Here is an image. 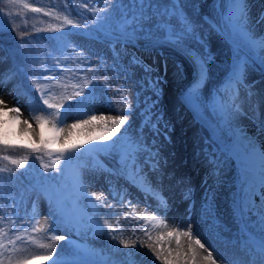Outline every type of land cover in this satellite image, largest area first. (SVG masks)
Returning a JSON list of instances; mask_svg holds the SVG:
<instances>
[{
	"label": "rangeland",
	"instance_id": "obj_1",
	"mask_svg": "<svg viewBox=\"0 0 264 264\" xmlns=\"http://www.w3.org/2000/svg\"><path fill=\"white\" fill-rule=\"evenodd\" d=\"M246 2V24L237 28L234 21L229 20L231 0H153L161 8H179L182 17L192 22L195 39L185 38L176 44L169 39L168 32L180 29L182 17L177 14L157 18L148 12L144 19L136 21L132 14L138 6L133 0H120V6H117V0H14L13 3L0 0V14L7 21L2 31L31 29L38 34L36 39L44 43L45 33L56 37L69 30L73 33L62 38L61 54L55 58L58 62L54 67L46 66L44 74L48 81L40 89L50 103L64 107L48 109L27 92L15 88L17 77L10 75L9 58L0 49V101H3L0 109L19 108V112L10 111L12 128L16 133L26 132L34 138L41 133L35 117L48 116L54 126L55 138L59 140L54 143L57 149L67 139L73 143L88 141L76 152L65 153L64 158L57 161L59 172L50 169L47 173L40 160L34 164H23L19 158L0 160V209L3 210L0 243L5 245V264L9 257L27 258L28 264H39L44 260L33 257L49 254L50 259L46 261L52 263L48 264L57 260L58 264H89L97 260L96 253L81 247L74 239L104 242L108 233L95 230L94 215L105 211L115 200L113 191L121 182L120 175L129 173L135 180L142 178L143 184H147L161 179L163 174L172 173L184 159L168 152L173 141L187 143L193 142L192 138H199L196 145L210 158H220V154L237 157L238 150L233 143L237 141L235 131L228 130V126L220 122L225 114L212 111L208 100L215 92L218 78L219 83L224 78L225 81L233 80L229 75L236 72L238 58L242 63L240 72L241 79L246 82L245 88H248V80L255 79L254 68L259 65L245 49L243 39L251 37L249 44L253 47V42L256 43L255 50L261 57L258 42L264 38V0ZM186 55L206 61L205 77H200L199 72L193 76ZM134 58L139 63H134ZM152 80L159 81L155 89L149 86ZM173 84H177L176 90L179 89L175 95ZM90 89L93 90L91 112L84 114L74 107L64 117L69 103L85 99L75 97L74 93H87ZM253 90L246 89L249 93ZM182 94L190 97L189 101ZM216 105L223 108L222 103ZM129 110L128 123L120 125V131L111 140H89L90 134H103L105 124L115 130L112 121ZM57 111L60 116L54 114ZM94 111L103 112L97 116L103 120H98L86 137L77 129L70 133L72 123L95 114ZM200 121L207 128L200 127ZM196 127L200 131L199 137L192 133ZM100 144L112 145L104 148L108 162L97 156V151L102 149ZM149 151L153 155L159 153V164L155 169L143 162ZM253 153L252 147L250 154ZM12 160L21 161V165L13 164ZM52 160L56 157L48 156L44 162ZM214 173V180L201 186L196 194L198 206L205 208L207 217L219 218L228 225L229 231L230 228L235 230L234 196L228 206L223 187L228 181L233 183V178L231 173ZM96 196H101L102 200L97 201ZM134 202L140 204V208L146 205L142 200ZM71 204L84 207L90 214L80 223L62 226L55 210L59 209L60 213L63 207ZM116 218L122 223L123 234L132 236L134 219L128 213L119 215V212H116ZM255 226L260 227L257 224L245 227L241 239L260 231ZM53 235H63L65 239L56 241L52 239ZM17 236L21 238L17 239ZM42 244L50 247H41ZM239 261L238 257H230L229 264H239ZM156 264H162L159 257H156Z\"/></svg>",
	"mask_w": 264,
	"mask_h": 264
},
{
	"label": "bare ground",
	"instance_id": "obj_2",
	"mask_svg": "<svg viewBox=\"0 0 264 264\" xmlns=\"http://www.w3.org/2000/svg\"><path fill=\"white\" fill-rule=\"evenodd\" d=\"M251 40L249 36L244 37L243 45L259 65L254 68L255 79L248 80V88H245V80L241 79V83L235 84L231 83L233 80L225 81L224 78L219 83L218 78L214 85L215 92L208 100L212 111L225 114L220 122L228 126V130L235 131L237 141L233 143L238 150L237 157L228 158L220 154V158L212 159L196 145L199 138H192L193 142L173 141L169 144L168 152L183 156L184 159L180 166L177 165L178 168L172 169V173L163 174L161 179L143 184L142 178L135 180L129 173L121 174V182L113 191L115 200L111 207L107 206L105 211L94 215L95 230L107 232V239L104 242L74 239L81 247L96 253L97 260L89 264H156V257H159L162 264H211V260H215L216 264H229L230 257H238L239 264H244L245 261L249 264H264V254L261 253L259 245H244L236 237V228H230L229 231L228 225L219 218L207 217L205 208L198 206L199 199L196 196L201 186L214 180V171L231 173L233 183L228 181L223 185L226 190L224 201L229 206L230 199L234 196V205L237 204L239 210L240 207L244 209L243 212L240 211L244 226L257 224L264 236V223L261 222L264 218L259 212L264 207V187L261 184L264 173L261 163L264 154V61L249 44ZM260 52L261 56L264 55V51ZM186 57L193 76L197 75L195 59L188 55ZM229 76L234 79V74ZM176 85L173 84L174 95L179 91L176 90ZM246 89L254 90L249 93ZM254 96L256 97L252 98ZM189 98L186 96L187 100ZM217 103H222L223 108H217ZM190 104L192 105L191 102ZM195 104L201 109L198 101ZM232 108H238V114L229 118L228 113ZM99 114L103 115V112L96 111L93 115ZM198 124L207 128L203 121ZM198 127L192 133L199 137ZM91 128L93 129V125L77 130L86 137ZM69 130L71 133L75 129L70 126ZM252 147L255 153L250 154ZM97 156L103 162H108L104 148L97 151ZM138 200L146 203L144 208H140V204H134ZM55 211L60 217L57 221L62 226L80 223L85 215L90 214L84 207L72 204L63 207L60 213L59 209ZM116 212L119 215L128 213L134 219L135 230L132 229V236L123 234L122 223L116 218ZM105 221L112 227L109 228ZM189 230L192 234L185 235ZM229 234L232 236L229 237ZM197 239L204 248L196 243ZM126 244L128 247H125ZM209 252L212 256L206 260Z\"/></svg>",
	"mask_w": 264,
	"mask_h": 264
},
{
	"label": "snow or ice",
	"instance_id": "obj_3",
	"mask_svg": "<svg viewBox=\"0 0 264 264\" xmlns=\"http://www.w3.org/2000/svg\"><path fill=\"white\" fill-rule=\"evenodd\" d=\"M10 3H13L14 0H9ZM134 5L138 6L137 11L135 13L132 14L133 19L136 21H139L141 19H144L147 15L148 12H151L152 15L156 16L157 18L160 17H167V16H172V15H177L179 14L182 17V13H180V9L179 8H169V7H163L161 8L159 5L154 4L153 0H133ZM117 6H120V0H117ZM147 10V12H146ZM33 11H40V9H33ZM99 11V10H97ZM229 20L230 21H234V26L237 28H240L241 25L246 24L247 21V2L246 0H231V8H230V13H229ZM7 21L5 20L4 16L2 14H0V31H2L5 23ZM68 24H72V21H67ZM180 29L177 31L175 29L171 30L168 32V36L169 39L176 44H180L182 43L185 38H189V39H195V29L193 28L192 22L186 18V17H182L180 20ZM79 26V25H77ZM161 27H165V25H161ZM73 35V33L69 30L67 32H62L60 38L62 39L64 36H71ZM50 39H56V37H49ZM67 43V42H65ZM256 47V43L253 42V48ZM258 47L261 51H264V38H262L261 40H259L258 42ZM195 62L197 63V67H198V72L200 77H205L207 75L206 72V68H205V63L206 61L203 59H199V58H194ZM261 60L264 61V55L261 56ZM134 63H139L138 60H136L134 58ZM242 67V63L240 61V59L238 58L237 61V66H236V72L234 73V79L231 83H235V84H239L241 83V72L240 69ZM147 71V69H146ZM33 83L36 84L37 88L40 89L42 87H44L43 85L39 84L38 82L34 81ZM159 85V81L158 80H152L149 81V86L153 89H155L156 87H158ZM44 96V93L41 92V97ZM75 97H85V99H81V100H76L75 103H69L67 105V107L65 108V111L63 113V116L66 117L68 115V113L75 107L79 110H81L84 114H88L91 112V98L93 97V90L90 89L87 93L83 92V91H76L74 93ZM68 100H72L73 97H67ZM110 99V98H109ZM0 103H3V101H0ZM43 105H47L48 109H55L58 110L59 108L64 107V105L60 104H53L50 103L48 99H43L42 100ZM125 107H127V105H125ZM10 111H15V112H19V108L16 109H12ZM57 116H60L61 114L57 111L54 113ZM238 114V108H232L230 109L228 115L229 118L235 116ZM131 115V111L129 110L127 113H122L118 119L113 120L112 123L115 125V130L110 129L107 127V125L105 124V127L103 129V134L101 135H89V140L92 141H98V142H103V141H109L111 140V138L113 136L116 135L117 132L120 131V125L123 124H127L128 123V119L127 117ZM35 119L37 120V122L39 123V126L41 128V133H40V141L39 144H36L35 142H33L30 145H26V146H21V147H28L31 149L32 152H45L47 151L49 155H52L50 148L51 145L53 143H57L59 142L58 138H53L51 140H45L44 136H43V129L45 127L46 124L49 123V121L44 118L43 116H37L35 117ZM98 120H103L102 117H97L96 115H90L88 119H82L77 123H74L71 125L72 129H82L85 128L89 125H95L97 123ZM54 128V126H53ZM88 141H81L80 143H73L70 139L64 140V142L60 143V147L56 150L57 153V157L56 160H52L50 163L48 162H44L43 157L39 156L36 157V159H39L41 161V166L45 169V171L48 170H53L54 172H59L60 166L58 164L57 161L62 160L64 158V154L65 153H72V152H76L77 149H80L83 147L84 143H87ZM0 144H3L7 147H15V145H12L10 143L9 140L7 139H0ZM99 147L102 148H108V147H112V145H107V144H100L98 145ZM147 150V149H146ZM159 153H155V155H153L150 151L148 153V156L145 158V160L143 161L146 164H151V166L153 167V169H155L156 165L159 164ZM5 159H8V157H5ZM13 164H17V165H21V161L19 160H12ZM28 163V158L25 157L23 160V164H27ZM130 163L132 164H136L135 161H130ZM261 163H262V167H264V154H262L261 157ZM138 167V165H137ZM262 187H264V173H262V181H261ZM85 194H87V192L85 191ZM95 199L97 201H101L102 197L101 196H96ZM11 206V205H10ZM109 207H111V205H109ZM243 207H240V211L243 212ZM249 210H251L249 208ZM260 216L262 218H264V207H262L260 210ZM3 210L0 209V215H2ZM153 219H155V217H153ZM262 223H264V219H262L261 221ZM105 224H108V227L111 228V224H109L108 221L104 222ZM161 223H163V221H161ZM190 229V225L188 226ZM185 235H191V231L189 230L188 232L184 233ZM169 235H171V233H169ZM21 236H17V239H20ZM52 239L56 240V241H60V240H64L65 236L63 235H53ZM114 239V237H113ZM10 243H14V241H10ZM197 244H200L201 248H204V245L200 243V240L197 239L196 240ZM41 247H50L49 245H40ZM125 247H128V245L126 244ZM260 251L262 254H264V236H262L261 241H260V245H259ZM15 251V249H13ZM5 255V245L3 243H0V264H5V260L3 259ZM50 255H45V256H34L33 259H43V260H47L50 259ZM212 256V253L209 252L208 256L205 257L206 260H209ZM7 264H28V260L27 258H19V259H12V258H8L7 259ZM53 264H58V261H53ZM211 264H216L215 260H211Z\"/></svg>",
	"mask_w": 264,
	"mask_h": 264
},
{
	"label": "trees",
	"instance_id": "obj_4",
	"mask_svg": "<svg viewBox=\"0 0 264 264\" xmlns=\"http://www.w3.org/2000/svg\"><path fill=\"white\" fill-rule=\"evenodd\" d=\"M32 31L15 28L0 32V48L5 49L6 54L11 61V68L14 73H17L18 80L15 88H20L27 92L31 97L39 99L40 89L37 88L34 81L43 84L46 77L42 75V63L51 61L52 58L48 54L53 52L51 44L53 39H50V34H46L51 44L47 46L49 51L43 50L44 47L35 41L32 37ZM48 120V119H47ZM12 117L7 109L0 110V139H7L15 147H7L0 144V157L10 156L16 158H28V162L33 161L36 157L48 155V152H32L28 147L33 142L39 144V138L35 139L27 133H15L12 129ZM47 132L43 134L45 140L53 139V128L50 123L45 125Z\"/></svg>",
	"mask_w": 264,
	"mask_h": 264
}]
</instances>
